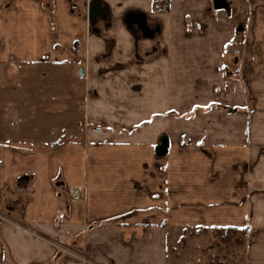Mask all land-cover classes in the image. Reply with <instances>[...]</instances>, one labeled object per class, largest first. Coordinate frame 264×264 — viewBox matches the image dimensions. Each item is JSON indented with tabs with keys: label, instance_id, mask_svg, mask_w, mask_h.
Masks as SVG:
<instances>
[{
	"label": "crops",
	"instance_id": "1",
	"mask_svg": "<svg viewBox=\"0 0 264 264\" xmlns=\"http://www.w3.org/2000/svg\"><path fill=\"white\" fill-rule=\"evenodd\" d=\"M261 1L0 0V264H177L227 227L264 264Z\"/></svg>",
	"mask_w": 264,
	"mask_h": 264
},
{
	"label": "rangeland",
	"instance_id": "2",
	"mask_svg": "<svg viewBox=\"0 0 264 264\" xmlns=\"http://www.w3.org/2000/svg\"><path fill=\"white\" fill-rule=\"evenodd\" d=\"M243 4L244 3L241 2V6L236 8V10L239 9L240 12L244 11L243 14L248 15V8ZM256 9L264 10V2H259V4L256 5ZM239 16L240 17L236 19V24L237 28L239 27V32L241 31V33H243V28L247 24V18L241 14H239ZM241 33H237L238 37H236L235 44L241 42V36H243ZM261 149L262 151L259 152L260 155L257 156L256 163L250 161L244 168L250 169L251 171L256 169L260 172L259 176L262 177L261 172L264 171V149ZM245 181L246 184H241L242 188L247 186V180ZM191 233L198 236L197 240H188V236ZM215 233L216 232L212 229H198L197 231L187 230L183 234L185 236L183 242L175 243V248H173V250L175 249V253H177V264H247V238L249 232L244 236L243 242L240 246L225 245L221 243ZM173 255L174 254L172 253L171 259L173 258Z\"/></svg>",
	"mask_w": 264,
	"mask_h": 264
},
{
	"label": "trees",
	"instance_id": "3",
	"mask_svg": "<svg viewBox=\"0 0 264 264\" xmlns=\"http://www.w3.org/2000/svg\"><path fill=\"white\" fill-rule=\"evenodd\" d=\"M202 229L207 230L206 228H202ZM212 230L216 232L215 235L221 243L225 245H234V246H240L243 242L244 236H246L248 232L247 228H233V227L214 228ZM190 235L193 236L195 234L191 233Z\"/></svg>",
	"mask_w": 264,
	"mask_h": 264
},
{
	"label": "built area",
	"instance_id": "4",
	"mask_svg": "<svg viewBox=\"0 0 264 264\" xmlns=\"http://www.w3.org/2000/svg\"><path fill=\"white\" fill-rule=\"evenodd\" d=\"M168 7H169V2L168 1H165L161 5L160 10L165 12L168 9ZM156 22L158 24L161 23L160 20H158V19L156 20ZM70 195H71V200L72 201L78 202V201H81L82 200V195H81V191L80 190H72L71 193H70Z\"/></svg>",
	"mask_w": 264,
	"mask_h": 264
},
{
	"label": "water",
	"instance_id": "5",
	"mask_svg": "<svg viewBox=\"0 0 264 264\" xmlns=\"http://www.w3.org/2000/svg\"><path fill=\"white\" fill-rule=\"evenodd\" d=\"M81 72V71H80ZM229 112H236L235 110H232V111H229ZM165 153V150L163 148H161L159 151H158V154L159 155H163Z\"/></svg>",
	"mask_w": 264,
	"mask_h": 264
}]
</instances>
